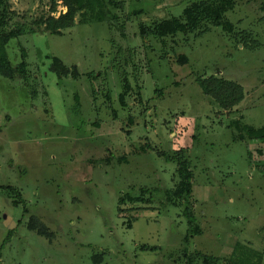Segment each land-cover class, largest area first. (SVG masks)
<instances>
[{
  "label": "rangeland",
  "instance_id": "obj_1",
  "mask_svg": "<svg viewBox=\"0 0 264 264\" xmlns=\"http://www.w3.org/2000/svg\"><path fill=\"white\" fill-rule=\"evenodd\" d=\"M197 1L106 0L109 22L78 14L60 34L42 24L11 39L9 57L19 63L25 48L31 80L0 75V264H187L190 255L201 264L203 254L264 264V142L240 140L233 125L264 126V0H236L231 32L206 24L141 37L142 23L180 17ZM11 2L12 23L34 27L50 14V0ZM66 11L58 1L51 15ZM53 57L80 77L60 78ZM211 75L244 88L229 113L198 83ZM162 152L192 165L200 233L188 243L172 196L178 165ZM33 216L51 238L29 227Z\"/></svg>",
  "mask_w": 264,
  "mask_h": 264
},
{
  "label": "trees",
  "instance_id": "obj_2",
  "mask_svg": "<svg viewBox=\"0 0 264 264\" xmlns=\"http://www.w3.org/2000/svg\"><path fill=\"white\" fill-rule=\"evenodd\" d=\"M58 1H62L67 8L66 12L59 16L51 15V12L56 10ZM50 14L44 18L37 20L35 26H30L27 23H12L13 18L17 15L12 8L11 0H0V75L8 79L21 78L25 83L30 82V69L27 62V51L24 47L21 48V61L14 64L8 54V45L11 39L18 38L27 34L36 33L42 24L46 32L52 34H60L66 28L73 27L76 23L78 14L81 16L82 23L89 21L109 22V11L106 5L110 2L106 0H50ZM236 0H201L192 2L185 8L182 16L172 17L161 21H153L151 25L142 23L140 25V34L143 39L154 37L157 39H164L168 36H175L179 33H194L196 31H204L203 27L206 24L213 26H220L226 32L233 30L232 22L228 21L226 14L233 10ZM129 64V61H126ZM50 70L55 72L60 78L73 77L78 79L80 71L76 65L68 67L61 58L53 57L50 65ZM91 78L97 79L98 75L91 74ZM128 74L124 71L122 76V92L120 94V103L123 108L128 107V96L131 93L132 86L128 79ZM198 83L202 88L204 94L211 96L224 110L228 113L234 109L244 98L245 92L241 84L226 80L215 75L209 77L199 78ZM33 96L37 95V91H33ZM108 98L110 95L108 94ZM116 117V116H115ZM129 123H133V118L129 117ZM234 128L238 132V137L244 142L251 140H259L264 142V126L254 127L243 123L240 120L234 122ZM248 148V144H247ZM182 153H177L169 157L166 152L161 155L177 162V175L179 182L172 194L176 199L182 200L184 209L183 214L188 219L190 232L186 236L185 241L188 243L194 235L200 233L199 227L195 224L196 217L193 208L192 194H193V172L191 170V162ZM248 156L250 158L251 152L248 148ZM259 169L264 171V165L259 166ZM18 198L15 204H19L18 199L22 200L21 195L17 193ZM169 200L172 198L167 193ZM138 199V198H137ZM125 200L120 198V204ZM29 227L37 231L39 234L51 238L53 236L49 228L39 218L33 216L29 222ZM12 233V232H11ZM187 264H193V256H188ZM201 264H218V258L212 255L203 254Z\"/></svg>",
  "mask_w": 264,
  "mask_h": 264
}]
</instances>
